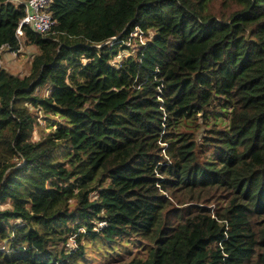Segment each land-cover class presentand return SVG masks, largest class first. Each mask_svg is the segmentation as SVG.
I'll return each mask as SVG.
<instances>
[{
    "label": "trees",
    "instance_id": "trees-1",
    "mask_svg": "<svg viewBox=\"0 0 264 264\" xmlns=\"http://www.w3.org/2000/svg\"><path fill=\"white\" fill-rule=\"evenodd\" d=\"M26 1L0 0L9 53ZM50 14L23 28L29 75L0 67V264H85L88 241L106 259L148 243L122 264H264V0Z\"/></svg>",
    "mask_w": 264,
    "mask_h": 264
},
{
    "label": "rangeland",
    "instance_id": "rangeland-1",
    "mask_svg": "<svg viewBox=\"0 0 264 264\" xmlns=\"http://www.w3.org/2000/svg\"><path fill=\"white\" fill-rule=\"evenodd\" d=\"M215 8L218 9V5H215ZM138 32H135L133 37H136ZM143 39V38H142ZM21 51L16 56H12L11 53L7 52V50H3L0 52L1 58H0V67L9 72L11 75L14 76H27L30 73V60L32 55L37 53V48L33 45H24L23 38L21 39ZM131 47H136V41L132 39L130 41ZM126 54V53H125ZM129 54V53H128ZM127 54V55H128ZM119 56H123V52H119ZM116 57L115 60H113L114 63L120 62L119 58ZM46 93V87H43L39 91V95H45ZM44 115L40 114V120L39 125L35 128L34 132V140L38 139V135L41 132H47L46 128V122L44 121ZM56 118V117H55ZM57 119V118H56ZM204 206L202 204H197ZM216 205V204H215ZM215 205L210 204L208 207L210 208L211 214L215 213ZM178 207V206H177ZM217 208V205H216ZM215 209V210H214ZM69 245H72V242L69 241ZM87 245V263L85 264H122L117 261H124L127 262L131 258L139 257L144 258L146 256L147 250H148V243L145 241H137V242H131V244L128 245V248L126 251H123L120 256L114 258H105L103 253H100V250L95 247L92 242L88 241L86 243Z\"/></svg>",
    "mask_w": 264,
    "mask_h": 264
},
{
    "label": "built area",
    "instance_id": "built-area-1",
    "mask_svg": "<svg viewBox=\"0 0 264 264\" xmlns=\"http://www.w3.org/2000/svg\"><path fill=\"white\" fill-rule=\"evenodd\" d=\"M51 3H52V0H27L25 2V15L20 20L18 27L16 29V37L19 40L20 48L16 52H10L12 56L13 55L16 56L21 51V46H22L21 39L24 36V32H23L24 27L26 28L28 27L33 32L38 33L40 35H45L50 31V29L52 28L54 24L51 14H50ZM134 33H131L127 41L122 43V45L130 46L131 39H134L137 36H138L140 43H143L144 37L140 35L139 33L137 34L136 37H133ZM115 41H116V38L114 37L104 42L103 45L112 46ZM100 46L102 45H97L96 47L99 48ZM3 50H7V47L1 46L0 52H2ZM98 225L102 227L104 224L99 223Z\"/></svg>",
    "mask_w": 264,
    "mask_h": 264
}]
</instances>
